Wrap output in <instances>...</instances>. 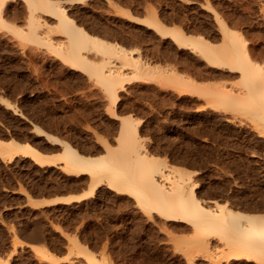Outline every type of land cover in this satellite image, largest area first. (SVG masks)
Returning a JSON list of instances; mask_svg holds the SVG:
<instances>
[{
    "label": "rangeland",
    "instance_id": "obj_1",
    "mask_svg": "<svg viewBox=\"0 0 264 264\" xmlns=\"http://www.w3.org/2000/svg\"><path fill=\"white\" fill-rule=\"evenodd\" d=\"M52 1L88 32L127 53L128 62L109 59L112 72L123 78L116 85L117 100L113 103L93 75L61 55L68 37L57 16L35 11L32 26L27 0H0V139L58 152L60 145L39 131L44 130L101 163L118 149L120 116H129L137 126L141 156L155 160L151 168L167 171V164L190 172L185 192L194 184L205 206L225 202L232 209L262 214L263 123L244 107L213 102L198 88L179 92L167 79L175 70L199 87L235 96L242 89L240 70L210 63L141 19L154 12L162 24L216 47L223 44L226 25L240 35L238 44L232 39L231 50L243 47L264 65V0ZM81 53L93 63L107 60L94 50ZM139 68L147 73L134 76ZM9 150L0 143V264H90L84 253L105 264H142L158 245L182 258L184 248L196 241L193 233L199 236L191 222L167 218L151 204L137 202L133 193L118 190L110 179L79 201L33 205L35 199L79 192L90 174L67 173L60 161L41 164L30 155L10 159ZM134 154L124 161L130 158L132 164ZM24 220L39 223L47 256L22 242L18 232ZM218 238H210L211 243L221 245L224 240Z\"/></svg>",
    "mask_w": 264,
    "mask_h": 264
},
{
    "label": "bare ground",
    "instance_id": "obj_2",
    "mask_svg": "<svg viewBox=\"0 0 264 264\" xmlns=\"http://www.w3.org/2000/svg\"><path fill=\"white\" fill-rule=\"evenodd\" d=\"M27 4L32 26H35V11L43 10L58 17L60 27H62L68 37V45L61 46V55L70 64L78 66L93 75L113 96V103H115L118 97L116 95V85L120 84L123 78L120 73L112 72L109 59L116 56L128 62V55L124 52V49L117 43H112L88 32L82 25L77 24L72 17L67 15L65 9L55 1L27 0ZM141 20L162 34L170 35L178 45L191 47L210 63L217 65L226 64L232 69L237 68L240 70L242 89L240 88L241 90L237 94L235 93V96L228 91L199 87V84L194 79L178 74L174 70L169 73L167 79L175 85L179 92L198 88L203 94L211 98L213 102L232 103L233 106L244 107L246 109L245 112L250 111L253 114L252 116L257 118L256 122L259 120L264 125V65L256 60L257 56L255 53L251 54V56L250 53L243 50V47H241V50L240 48L237 50L234 47V52L231 50L229 45L234 43L232 39L236 40L237 44L241 41L238 39L240 36L238 33L224 25L223 44H217L219 47H216V45H212L201 36L192 37V35H185L176 26L162 24L158 21L154 12ZM34 35L36 36V34ZM226 39L230 41L229 44H226ZM81 49L97 51L105 55L107 60L104 59L98 64L88 61L81 53ZM146 73L144 68H139V75L134 76L140 77ZM224 109H227V107H224ZM120 118L118 149L111 155L108 154L107 156L109 157H103L101 163L97 162L100 158L86 156L68 141L44 130L39 131L48 140L60 145L58 152L44 153L26 141L18 142L13 138L8 140L0 139L1 144L9 147L8 157L10 159L17 154L30 155L41 164H56L60 161L61 167L67 173L79 174L88 172L90 174L86 188L79 192H68L65 195L35 199L32 200V204L38 206L54 202L69 203L79 201L92 194L100 182L110 179L108 183L115 186L118 190L133 193L137 202L145 206L151 204V208L159 209L167 218L191 222V225L198 231L199 236L201 235L199 237L196 233H193L196 241H193L194 244L191 247L184 248L185 250L181 253L183 255V257L181 256L182 258H177L174 250L159 248L158 245L155 247L153 256L151 253H144L142 264H264V212L258 214L232 209L226 206L225 202L219 203L217 206L212 204V206H205V200L199 198L194 191V184L191 187L189 186L190 188L185 192V183L190 178L187 174H190V172L167 164L165 166H171L168 167L167 171L158 167L151 168L155 160L147 159L144 157L145 155L141 156L142 152L140 153L139 149H137V142L135 141L137 126L133 124L129 116H120ZM132 152L136 156L131 164L129 162L130 158L128 161H124V158L125 156L128 157L127 154L130 155ZM111 171H114L115 174ZM244 220L247 223H244ZM34 227L36 228V226ZM226 228L229 231H226ZM31 233H33V230H31ZM223 233L226 238L223 237ZM215 236L219 237L217 242L219 239L224 240L221 245L217 246L219 242L216 246L211 243L210 238ZM148 237L151 238L152 236ZM22 242L36 250L44 246L42 242ZM76 243L78 242L76 241ZM152 244L151 248H153ZM42 254L47 256L46 251L43 249ZM84 255L90 264H105L87 255V253H84Z\"/></svg>",
    "mask_w": 264,
    "mask_h": 264
},
{
    "label": "water",
    "instance_id": "obj_3",
    "mask_svg": "<svg viewBox=\"0 0 264 264\" xmlns=\"http://www.w3.org/2000/svg\"><path fill=\"white\" fill-rule=\"evenodd\" d=\"M68 192H64L62 194L59 195H65ZM33 226H36V228ZM31 230H33V233H31ZM21 237L28 242H32V243H39L42 242L43 240V235H42V231L40 228L39 223H26L22 229L21 232Z\"/></svg>",
    "mask_w": 264,
    "mask_h": 264
},
{
    "label": "trees",
    "instance_id": "obj_4",
    "mask_svg": "<svg viewBox=\"0 0 264 264\" xmlns=\"http://www.w3.org/2000/svg\"><path fill=\"white\" fill-rule=\"evenodd\" d=\"M38 197H40V196H38ZM56 205H58V203H56ZM26 223H32V222H30V221H28V220H24V221H23L22 226H21V230L18 232V235H19L20 237H21L22 228H23V226H24ZM21 238H22V237H21Z\"/></svg>",
    "mask_w": 264,
    "mask_h": 264
}]
</instances>
